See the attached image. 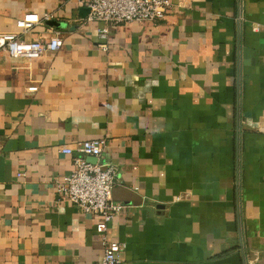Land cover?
Wrapping results in <instances>:
<instances>
[{
	"label": "crops",
	"instance_id": "1",
	"mask_svg": "<svg viewBox=\"0 0 264 264\" xmlns=\"http://www.w3.org/2000/svg\"><path fill=\"white\" fill-rule=\"evenodd\" d=\"M169 2L111 27L103 52L76 0H0V34L49 15L25 40L63 41L0 51V264H101L102 236L119 264H264V0ZM97 140L116 198L136 201L103 235L56 191L60 147Z\"/></svg>",
	"mask_w": 264,
	"mask_h": 264
},
{
	"label": "built area",
	"instance_id": "2",
	"mask_svg": "<svg viewBox=\"0 0 264 264\" xmlns=\"http://www.w3.org/2000/svg\"><path fill=\"white\" fill-rule=\"evenodd\" d=\"M88 13L86 22L99 24L98 38L103 42L99 48L107 51L106 41L110 28L126 23L156 24L164 20L170 9L169 0H76ZM240 3V8L242 7ZM241 15V13H239ZM241 18V17H240ZM49 20V15L40 18L36 14H24L15 23V33L0 34V51L12 59L27 61L41 58L46 52L56 53L63 47L60 33L33 41L25 40V35ZM37 86H29L28 93L37 92ZM107 147L103 140L85 141L74 146L60 147V153L72 158L73 170L68 176L56 182L58 200L75 206L82 213L98 219L96 232L106 233L109 223L126 206L113 200L117 184V173L113 164L103 162L101 157ZM92 161V162H91ZM104 250L101 264H119V254L123 246L107 242L102 236Z\"/></svg>",
	"mask_w": 264,
	"mask_h": 264
},
{
	"label": "water",
	"instance_id": "3",
	"mask_svg": "<svg viewBox=\"0 0 264 264\" xmlns=\"http://www.w3.org/2000/svg\"><path fill=\"white\" fill-rule=\"evenodd\" d=\"M85 12L88 13L87 10H85ZM91 162H92V161H91ZM118 193H120V194H125L123 190H121V189L119 190V189L115 188L114 191H113V195H112V198H113L114 201H116V202H122V201H123V202H130V203H133L134 205L136 204V203H135L136 201H135L133 198H131V197L128 198V199L126 198L125 200H118V199L116 198V195H117ZM134 201H135V202H134Z\"/></svg>",
	"mask_w": 264,
	"mask_h": 264
}]
</instances>
